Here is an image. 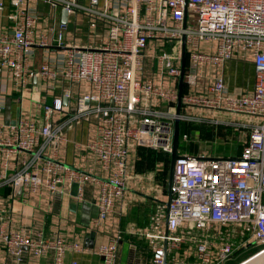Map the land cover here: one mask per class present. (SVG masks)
<instances>
[{
	"label": "built area",
	"instance_id": "1",
	"mask_svg": "<svg viewBox=\"0 0 264 264\" xmlns=\"http://www.w3.org/2000/svg\"><path fill=\"white\" fill-rule=\"evenodd\" d=\"M10 6L5 14L8 4L0 0V14L12 24L0 28V249L11 264H25V252L34 260L53 254V264L85 253L80 241L28 229L31 202L67 195L73 186L83 200L91 185L98 195L92 229L102 230L124 206L131 152L171 156L176 122L230 128L243 145L230 158L181 154L172 200L163 206L167 230L128 231L150 242L148 264H229L239 250L264 248V0H10ZM79 17L88 22L82 36ZM36 49L44 52L38 69ZM55 49L62 57L51 54ZM233 60L252 63V92L228 89L217 68ZM37 79L45 96L29 92ZM9 97L19 108L13 122L6 117ZM85 122L93 131L76 145L88 158L82 169L61 159L60 146ZM125 233L116 227L90 253L101 264H118Z\"/></svg>",
	"mask_w": 264,
	"mask_h": 264
},
{
	"label": "crops",
	"instance_id": "2",
	"mask_svg": "<svg viewBox=\"0 0 264 264\" xmlns=\"http://www.w3.org/2000/svg\"><path fill=\"white\" fill-rule=\"evenodd\" d=\"M5 3L8 4L7 11H5V14H7L8 8L11 7L10 0H5ZM5 14H0V28L2 30L12 27ZM69 19L71 21L69 28L71 36L75 29L76 18L71 17ZM78 19L82 21L81 26H83L85 33L88 29V22L82 17ZM58 20L59 22L63 20L62 12H58ZM82 43L84 42L81 39L80 44ZM56 53L61 56L62 50H51V54L55 57ZM43 55L44 52L42 55L36 53L34 69L40 67ZM217 70L223 74L226 85L232 93L240 95L241 93L253 91L255 72L252 63L233 60L218 67ZM31 86L33 89L32 94H35L37 89H39L37 93L40 96H45L41 79L33 81ZM18 113L19 108L13 102L8 121L13 122L17 118ZM220 129V135H223V132L234 133L236 140L239 144L241 141L243 145L242 138L238 132L225 127H220ZM92 131V126L87 122L75 127L68 134V143L60 146L61 159L67 164L87 169L88 158L85 153L81 154L78 152L76 145L87 142ZM152 151L155 150L135 149L131 152L129 158L131 165L130 177L128 179L124 206L118 208L108 218L102 230L92 229L93 220L97 217L98 212V195L96 189L92 188L91 185L86 186L83 200L76 198V186H73L67 195L36 198L35 202H31L35 208L33 207L28 216L25 215L26 223L30 225L28 229H32L35 226L42 229L47 237L59 235L69 240L80 241L86 252L68 253L65 258V264H70L72 260H77L79 264H101V259L90 252L102 243L108 242L116 227L118 228L119 226L126 233L120 245L118 264H148L152 251L150 242L145 237L129 235L128 231L164 233L167 230V220L163 206L168 201L169 172L165 175V166L162 159L153 161L152 156H154V153ZM190 152L185 151L181 154H191ZM198 153L204 154L200 145L195 155ZM239 154L237 153L236 156ZM38 206L39 208L37 209L36 207ZM19 215L21 216L20 213ZM20 216H17V221ZM186 227H189L187 230H192L193 228V226ZM194 231L196 230L194 229ZM24 259L25 264H53V254L34 260L25 252ZM0 261L9 264L12 262L3 249H0Z\"/></svg>",
	"mask_w": 264,
	"mask_h": 264
},
{
	"label": "rangeland",
	"instance_id": "3",
	"mask_svg": "<svg viewBox=\"0 0 264 264\" xmlns=\"http://www.w3.org/2000/svg\"><path fill=\"white\" fill-rule=\"evenodd\" d=\"M44 10L48 13L49 9L47 7L44 8ZM81 36L83 35V30L79 29ZM36 53H39L40 55L43 54L42 49H36ZM43 57V56H42ZM30 93H33V91L30 89ZM39 92V89H37L36 93ZM41 92V90H40ZM36 93L34 94V97L36 96ZM12 105H13V99L8 98L7 99V107H6V117L7 121L9 118V115L12 111ZM194 125V124H193ZM193 129H195L194 134H191V138H189L186 142H193L195 146H201V151L206 155V156H212L216 158H230V157H235L237 153L241 152V146L242 143L236 140L234 133H226L223 132V135L221 134V129L220 127H216L214 125H208V124H199V125H194L192 126ZM190 137V135H189ZM183 142L182 144L186 143ZM181 153V152H180ZM26 212L23 211L20 214H25ZM196 230V229H195ZM196 233H199L198 230L195 231ZM238 232V229H234V238L236 237V233ZM202 233V232H200ZM213 234V232H210ZM195 236L198 234H194ZM237 238V237H236ZM260 249L254 248V249H246L243 250L240 254H238L239 257H237L235 260L230 262L229 264H236L249 255L253 254L254 252L258 251Z\"/></svg>",
	"mask_w": 264,
	"mask_h": 264
},
{
	"label": "water",
	"instance_id": "4",
	"mask_svg": "<svg viewBox=\"0 0 264 264\" xmlns=\"http://www.w3.org/2000/svg\"><path fill=\"white\" fill-rule=\"evenodd\" d=\"M67 17L63 14V20L62 22H66ZM185 67H186V51H185V40H183V54H182V62H181V75L179 78L178 83V96L179 100L177 103V111L180 112L181 109V97L183 94L184 89V73H185ZM180 123L176 122L174 127V145H173V152L171 154L170 159V170H169V183H168V201L165 203L168 207L171 200H172V181H173V174H174V168L176 161L182 157L179 148H180ZM251 246H248L247 248H250ZM245 250V249H243ZM243 250H239L236 254H240ZM236 264H264V248L254 252L253 254L249 255L242 261L236 263Z\"/></svg>",
	"mask_w": 264,
	"mask_h": 264
},
{
	"label": "trees",
	"instance_id": "5",
	"mask_svg": "<svg viewBox=\"0 0 264 264\" xmlns=\"http://www.w3.org/2000/svg\"><path fill=\"white\" fill-rule=\"evenodd\" d=\"M194 125H199V124H194ZM192 123H181L180 124V132H181V136H180V148H179V152L181 153H184L185 151H191L190 153L195 155L196 152L198 151V146L192 144L191 142H186L183 140V137L186 135L191 138V134L193 135L194 132H195V129H193L192 126H194ZM188 138V139H189ZM183 142H186L184 144H182ZM140 149H143V148H138V150ZM154 153V156H152L153 158V161H156V160H159V159H162L163 161V165L165 166V175L168 174L169 172V168H170V155L168 154H165L164 152L162 151H158V150H155V151H152ZM180 153V154H181Z\"/></svg>",
	"mask_w": 264,
	"mask_h": 264
},
{
	"label": "flooded vegetation",
	"instance_id": "6",
	"mask_svg": "<svg viewBox=\"0 0 264 264\" xmlns=\"http://www.w3.org/2000/svg\"><path fill=\"white\" fill-rule=\"evenodd\" d=\"M237 257H239L238 254L235 256V259H236Z\"/></svg>",
	"mask_w": 264,
	"mask_h": 264
}]
</instances>
